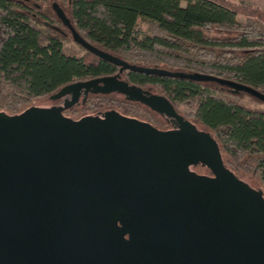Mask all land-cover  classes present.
Masks as SVG:
<instances>
[{"label":"water","instance_id":"1","mask_svg":"<svg viewBox=\"0 0 264 264\" xmlns=\"http://www.w3.org/2000/svg\"><path fill=\"white\" fill-rule=\"evenodd\" d=\"M53 9L78 45L121 71L212 81L264 102V92L231 79L129 63L86 40L58 2ZM91 81L101 84L96 94L150 102L149 91L115 76ZM154 99L182 121L165 96ZM111 118L75 121L35 106L0 112V264H264L262 193L226 167L210 135L195 124L162 131ZM198 162L213 177L189 169Z\"/></svg>","mask_w":264,"mask_h":264},{"label":"trees","instance_id":"2","mask_svg":"<svg viewBox=\"0 0 264 264\" xmlns=\"http://www.w3.org/2000/svg\"><path fill=\"white\" fill-rule=\"evenodd\" d=\"M54 2L86 40L129 63L211 74L264 92V18L240 20L239 11L222 0H0V112L19 115L33 107L25 105L68 84L116 71L80 45L81 53L66 50L73 37ZM130 77L160 89L178 107L189 105L226 167L242 181L250 176L264 198V109L235 96L257 98L212 81L136 71ZM112 102L103 96L82 105L96 110L97 103Z\"/></svg>","mask_w":264,"mask_h":264},{"label":"flooded vegetation","instance_id":"3","mask_svg":"<svg viewBox=\"0 0 264 264\" xmlns=\"http://www.w3.org/2000/svg\"><path fill=\"white\" fill-rule=\"evenodd\" d=\"M130 73L131 70L125 69L123 71H121V67L116 65V71H114L111 74H105V75H101L100 77H106V76H115L116 78L123 80L127 83H129L130 85H135L139 88H142L144 91H149L150 94L148 96H145L146 100H149V103L143 102V101H139V100H130L128 98V95L125 92H118V91H113L111 93L108 94H96L93 92V89H95L96 87H98L101 84H93L91 80L93 79H88L87 81H85L86 84H84L82 87L75 89L74 91L72 90V92L61 98L58 100H53V103L49 106H45L44 108H50V109H57V110H61L62 113L64 114V116L78 121L84 118H94V119H98L99 122H105L107 120L112 119L111 117H115V116H124V117H128L131 119H135V120H139L141 122H145L147 124H150L151 126L155 127L156 129L162 130V131H181L183 130V125H194L193 121L186 116L181 109H179V107L177 106L176 101L168 98L167 96L163 95L160 91V89H157L155 86L153 85H149V84H140L138 82H135L131 79L130 77ZM160 91V92H158ZM158 95V96H165L168 99V105L169 106H173L175 111L177 113H179L181 115V122L178 121L174 116L170 115V113H167L165 111L161 112L154 107V105L152 106L153 103L155 102H159L158 99H154V96ZM93 97H103V96H112V100H113V104L114 103H119L120 106L116 107V106H110L108 109L106 110H87L84 114H82L80 117L78 118H73L70 117L66 114V112H68L69 110H73L76 106L83 104H87L89 99H91ZM115 96H119V97H115ZM75 97L78 98L77 103L72 106V107H68L66 103H69L70 101H72ZM121 97V98H120ZM159 108H161V106H159ZM90 109V108H88ZM121 109H125L124 111ZM135 111L136 113H145L148 115L149 118H145V117H141V116H137V115H132L129 114L127 111ZM131 113V112H130ZM223 155V154H222ZM206 168L210 171V174L206 175V174H201L199 172H197V170H195L196 168ZM189 169L192 172L201 174V175H205V176H210L213 177V174L211 172V170L203 165L202 163L198 162L196 164H192L189 166ZM118 225H120L119 222H117ZM129 234H125V238L129 239Z\"/></svg>","mask_w":264,"mask_h":264},{"label":"rangeland","instance_id":"4","mask_svg":"<svg viewBox=\"0 0 264 264\" xmlns=\"http://www.w3.org/2000/svg\"><path fill=\"white\" fill-rule=\"evenodd\" d=\"M222 1H224L226 4L230 5L231 7L236 8L239 11L238 18L240 20H245V18L247 16H261L264 18V0H222ZM60 29H61V26H60ZM139 29L141 31H145L147 29L146 24L141 22ZM61 30H63V28ZM66 32H67V30L64 29L65 35L67 34ZM65 47H66V50L71 54L82 52V48L78 44H76L75 41L70 40V39L66 41ZM158 92H160V91H158ZM106 97L111 99V100L113 99L112 96H110V97L106 96ZM115 97H119V96H115ZM235 97H236V99H239L240 102L244 103L245 105H247L251 108L264 109V102H262L260 100H253L250 97H242L239 95L235 96ZM92 98H101V96H99V97L98 96L97 97L92 96ZM52 103H53V100L50 98V96H48V97H45V98H42L39 100L32 101L29 104L25 105L23 108H28L30 106L45 107V106L51 105ZM99 104L100 103H97L95 105L94 109L106 110L110 106H116V107L120 106L119 103H114L111 105H106V104L105 105H99ZM179 109H181V111L193 121V123L195 124V126L197 127L198 130L203 131L204 128L199 123H197V121L194 119V117H191L190 112H189L190 111L189 105L181 104L179 106ZM87 110H91V109H88L87 106H83L81 104V105L76 106L73 110H69L68 112H66V114L70 117L78 118L82 114H84ZM121 110L124 111L125 109H121ZM127 112L129 114H132V115H137V116L149 118L148 115L145 113H136L133 110L127 111ZM195 170H197V172H199L201 174H206V175L210 174V171L206 168L201 167V168H196ZM242 178H243L244 182L251 187H254L257 185L256 183L254 185V182L250 176L245 175V176H242ZM254 188H256V187H254Z\"/></svg>","mask_w":264,"mask_h":264}]
</instances>
